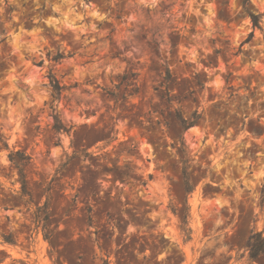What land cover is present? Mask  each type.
<instances>
[{
  "label": "rangeland",
  "instance_id": "374dc122",
  "mask_svg": "<svg viewBox=\"0 0 264 264\" xmlns=\"http://www.w3.org/2000/svg\"><path fill=\"white\" fill-rule=\"evenodd\" d=\"M250 3L0 0V264H264Z\"/></svg>",
  "mask_w": 264,
  "mask_h": 264
},
{
  "label": "trees",
  "instance_id": "16d2710c",
  "mask_svg": "<svg viewBox=\"0 0 264 264\" xmlns=\"http://www.w3.org/2000/svg\"><path fill=\"white\" fill-rule=\"evenodd\" d=\"M218 5L220 6H226L228 4V0H216ZM239 4L243 10V12L248 16L250 19V22L252 24L253 28L261 29L260 21L262 14L254 12L251 8L250 0H239ZM61 58H64L62 53H59L57 56L53 58L54 61H57ZM41 63V62H39ZM167 75L169 76V72L167 71ZM167 76V77H168ZM49 86L52 90V97L53 99H58L61 93V90L63 89V86L60 85L59 81L53 76L52 74H49ZM51 117L53 119V130L55 132H68V128H66L58 115V112L56 111V108L54 105L51 106ZM180 123L182 125L183 129H187L188 127L192 126L194 124L193 121H188L185 118L179 116ZM13 153L9 154L10 160H13L12 158ZM20 175L23 177V172L20 170ZM183 177L184 182L186 184L187 190H189V180L186 176L185 168L183 169ZM22 183L24 184V180L22 179ZM245 250L248 253V256L250 259H255L261 254H264V233L262 231L258 232H252L246 242H245Z\"/></svg>",
  "mask_w": 264,
  "mask_h": 264
}]
</instances>
